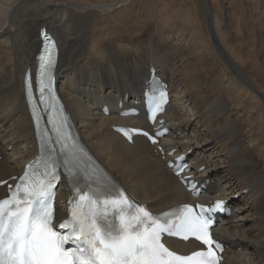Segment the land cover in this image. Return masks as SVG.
<instances>
[{"label":"bare ground","instance_id":"6f19581e","mask_svg":"<svg viewBox=\"0 0 264 264\" xmlns=\"http://www.w3.org/2000/svg\"><path fill=\"white\" fill-rule=\"evenodd\" d=\"M42 28L60 46L58 91L109 174L161 212L196 201L163 159L187 153L207 183L200 197L234 209L215 228L224 264H264V0H0V181L20 176L38 152L24 78L35 71ZM151 67L171 89L165 153L114 129L151 128L144 114L120 115L122 104L144 101ZM7 194L0 186V199ZM69 195L63 179L58 218ZM170 243L184 254L201 247Z\"/></svg>","mask_w":264,"mask_h":264},{"label":"snow or ice","instance_id":"6c2138e0","mask_svg":"<svg viewBox=\"0 0 264 264\" xmlns=\"http://www.w3.org/2000/svg\"><path fill=\"white\" fill-rule=\"evenodd\" d=\"M41 36L35 89L31 71L24 79L40 154L23 175L12 178L15 185L0 181L8 187L7 196L0 199V264H220L224 249L213 238L212 227L215 214L227 210L225 201L208 206L185 203L160 213L132 201L73 131L54 86L56 41L46 31ZM167 103L166 91H149L153 122ZM118 131L129 141L134 135L149 137L137 128ZM167 131L156 132L149 137L151 142ZM170 167L177 176L190 171L183 155ZM61 169L67 173L73 197L68 218L54 226V189ZM182 182L193 195H201L190 176H183ZM169 238L195 239L204 247L182 254L168 246Z\"/></svg>","mask_w":264,"mask_h":264},{"label":"rangeland","instance_id":"374dc122","mask_svg":"<svg viewBox=\"0 0 264 264\" xmlns=\"http://www.w3.org/2000/svg\"><path fill=\"white\" fill-rule=\"evenodd\" d=\"M192 5V4H191ZM264 49V48H263ZM260 55H261V59H263L264 60V50H262L261 51V53H260ZM250 63V62H249ZM253 63V62H252ZM197 138V137H196ZM8 145V144H7ZM3 160V156H1L0 155V161H2Z\"/></svg>","mask_w":264,"mask_h":264}]
</instances>
